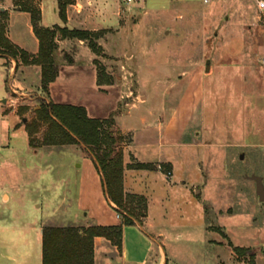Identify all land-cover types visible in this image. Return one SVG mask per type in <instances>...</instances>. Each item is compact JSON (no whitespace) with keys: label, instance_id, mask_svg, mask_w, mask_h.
Here are the masks:
<instances>
[{"label":"rangeland","instance_id":"rangeland-1","mask_svg":"<svg viewBox=\"0 0 264 264\" xmlns=\"http://www.w3.org/2000/svg\"><path fill=\"white\" fill-rule=\"evenodd\" d=\"M78 1L71 0L66 9ZM92 1L87 25H82L90 29L78 30L94 34L96 83L104 88L98 93L90 75L78 73L62 87L72 101L85 103L89 117L113 114L122 165L131 141L130 133H121L123 125L138 126V114L155 108L170 85L204 82L201 136L190 146L167 149L170 179L150 170L126 179L144 196L128 194L126 212L144 222L147 232L160 235L168 264H264V200L256 182L259 178L264 192V25L257 23L252 0ZM39 4L44 22L52 23L54 0H0V8L9 9L5 16L0 13V24L26 49L34 43L29 17L21 11ZM15 7L21 11L11 10ZM64 40H57L54 51L59 70L70 64L64 55L73 57L78 49L76 39ZM14 65L12 77L6 74L4 102L0 66V252L27 239L10 231V225L28 227L37 213L51 212L61 200L76 212L81 156L73 146H40L45 125L34 139L26 135L45 96L33 77H24L20 70L25 66ZM66 68L63 74H70ZM14 79L25 83L17 86L18 93L10 89ZM74 219L83 221V212ZM234 246L248 251L237 255ZM0 264L15 263L1 259Z\"/></svg>","mask_w":264,"mask_h":264},{"label":"crops","instance_id":"crops-1","mask_svg":"<svg viewBox=\"0 0 264 264\" xmlns=\"http://www.w3.org/2000/svg\"><path fill=\"white\" fill-rule=\"evenodd\" d=\"M92 3V0H81L80 3L78 1L75 5H70L65 12V21H62L58 13L57 1L54 0V15L56 17L52 23L44 22V9L40 4L34 7L40 12V25L43 27L50 28L55 25H61L69 29H90L89 27H82V25H87L86 23L90 16L87 6ZM32 4L35 5L36 2ZM79 8H81V12L77 11ZM82 8L85 10L82 11ZM7 9L8 7H1L0 11H9ZM11 10L21 11L17 7ZM21 12L27 14L29 17V27L34 46L26 49L21 47L17 40L12 39L10 33L7 31H5V36L15 45L35 55L39 50V41L33 31L30 14L26 11ZM59 41L63 42L66 40ZM74 45L78 49H74L75 54L71 57L72 61L70 64L63 66L59 70L56 79L50 84L47 100L60 104L85 106V103L72 101L70 92L64 89L62 85L65 82L68 83V80L78 73L85 76L90 75L93 79L94 88L98 93L100 92L97 89H100L102 86L96 83L94 52L82 40H75ZM8 60H11L10 62L13 64L7 62ZM14 62L13 59L0 55V66L2 67L3 85L5 88V98L1 102H4L9 94L5 80L6 74L10 75L14 72ZM76 65H78V69L75 71ZM24 66L20 70L25 74L24 77L28 79L33 77L40 86V66ZM65 67H67L66 73L70 74H63V68ZM18 70L19 66L16 67V72ZM14 84L22 87L25 83L14 79ZM176 85L172 84V86L168 87L161 102L155 108L151 106V108L145 109V111L138 114L135 120L138 126L133 124L123 125V128L120 129L122 134L125 132L131 134V141L123 153L122 187L125 196L128 194L143 196L126 185V179L135 173H145L150 170L156 174L161 173L165 179H170L173 175V166L172 158L166 155L167 149L177 148L179 145L190 146L201 136V130L204 126L202 108L204 82L200 80L199 83L192 84L184 81L182 85L180 83ZM178 87H180L181 92L177 91ZM177 96H181L180 101L176 99ZM133 117L134 115L131 116V118ZM25 133L28 135L27 131ZM64 146L76 147L81 152L80 161L77 165L79 168V178L77 182L75 181V185L77 186L76 212L72 211V204L63 205L61 200L59 207L53 209L51 212L37 213L35 219L29 223L28 227L18 228L14 224L10 225V231H19L20 237L27 236V239L23 241V244H7L9 251H1L0 260H7L15 264H42V228L44 226L88 228L91 226H115L121 223V217H117L119 212L115 203L106 195L103 178L96 163L81 147L77 145H62V147ZM153 156H156V161L152 159ZM131 164H135L136 166H130ZM158 166H162L170 172L172 171L170 177L167 178L164 175V170H158ZM153 167L157 169L153 170ZM2 195L3 200L6 197L4 201L9 200L7 192H3ZM80 211L83 212V221H78L77 219L70 220L73 216L77 217ZM52 218H56L57 222L52 223ZM147 219L148 214L146 212L144 220ZM143 224L144 222L138 223L134 221L133 225L123 226L120 248L117 245L111 244L104 237H95L93 240V264H168V252L163 243L159 241L160 235L147 232Z\"/></svg>","mask_w":264,"mask_h":264},{"label":"trees","instance_id":"trees-1","mask_svg":"<svg viewBox=\"0 0 264 264\" xmlns=\"http://www.w3.org/2000/svg\"><path fill=\"white\" fill-rule=\"evenodd\" d=\"M69 4L71 0H57L58 13L62 21H65V9ZM23 11L30 14L32 28L39 41L37 54H31L12 43L5 36V25L0 24V55L23 65H39L41 68L40 89L45 97L40 99L35 108L34 122L26 125L28 136L30 140L34 139L38 128L45 125L46 131L42 136L41 145L81 147L96 163L103 178L107 197L115 203L119 214H122L121 223L115 226L88 228L44 226L42 264H93L95 237H104L120 248L123 226L134 224L133 214L126 212L128 196L123 193V165L121 155L115 149L118 138L113 133V114L107 118H93L88 116L83 106L54 103L47 99L50 84L59 73L54 61L57 40L73 38L86 41L88 47L96 53L94 34L86 30L68 29L58 25L52 28L43 27L40 25L41 15L38 10L30 7ZM0 13L5 16L4 12ZM64 57L69 63L72 61L71 57L67 55ZM233 250L237 255H244L248 251L238 246H234Z\"/></svg>","mask_w":264,"mask_h":264},{"label":"built area","instance_id":"built-area-1","mask_svg":"<svg viewBox=\"0 0 264 264\" xmlns=\"http://www.w3.org/2000/svg\"><path fill=\"white\" fill-rule=\"evenodd\" d=\"M128 2H131L132 0H127ZM204 4L210 3L213 0H202ZM255 12H256V20L257 23L264 25V0H252ZM10 77H12V73L10 74ZM10 89L14 93H18L19 88L14 85V83L10 84ZM158 170H164V175L169 178L171 175V172L167 169H164L162 166H158ZM118 218L121 217V215H117Z\"/></svg>","mask_w":264,"mask_h":264},{"label":"water","instance_id":"water-1","mask_svg":"<svg viewBox=\"0 0 264 264\" xmlns=\"http://www.w3.org/2000/svg\"><path fill=\"white\" fill-rule=\"evenodd\" d=\"M205 70L206 71L209 70V63L208 62L206 64ZM256 182H257V193H258V196H259V200H264V192H262V190H261L260 179L256 178Z\"/></svg>","mask_w":264,"mask_h":264}]
</instances>
